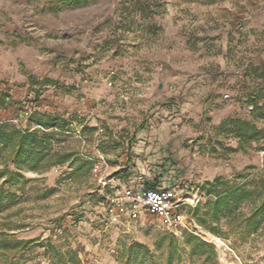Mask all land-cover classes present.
I'll list each match as a JSON object with an SVG mask.
<instances>
[{"label": "rangeland", "instance_id": "obj_1", "mask_svg": "<svg viewBox=\"0 0 264 264\" xmlns=\"http://www.w3.org/2000/svg\"><path fill=\"white\" fill-rule=\"evenodd\" d=\"M83 1L0 0V124L49 134L50 152L91 163L0 180V264H202L183 232L214 248L204 264H264V214L255 231L222 220L214 234L193 217L184 231L154 217L115 223L105 210L125 201L115 185L206 192L221 178L261 193L264 140L241 148L219 126L264 131V0ZM42 116L54 126H38ZM263 200L240 210L249 217Z\"/></svg>", "mask_w": 264, "mask_h": 264}, {"label": "trees", "instance_id": "obj_2", "mask_svg": "<svg viewBox=\"0 0 264 264\" xmlns=\"http://www.w3.org/2000/svg\"><path fill=\"white\" fill-rule=\"evenodd\" d=\"M64 1L68 5H78L84 2L83 0ZM36 122L44 130L54 126V124L49 123V118L46 116L40 117ZM219 129L229 130L233 137L238 139V144L241 148L247 143H258L264 140V131L257 130L254 125L240 119L229 118L220 124ZM39 133L38 130L22 131L14 126L9 127L0 124V167H3L0 169V180H3L2 185L24 184L26 180L21 177L20 172L42 174L53 166L69 162L76 166L73 171L82 168L90 169L91 163L81 161L73 153L50 152V139L53 137L46 133L41 135ZM9 163L13 165L16 172L8 170ZM252 184L250 181L240 186L229 187L223 179H215L207 185L206 190L207 194L213 193L214 198L207 200V202L199 205L194 210H190L196 224L214 234H221L220 224L222 220L227 222L230 229L255 231L264 214V200L259 206L254 207L249 217H245L240 210L242 202L252 200L253 197H260L264 193V185L261 193H258L256 186L251 188ZM159 185L151 184L148 186L154 188ZM4 193L5 191L0 188V209L4 206ZM244 221L245 223L243 224L242 222ZM182 238L183 245L189 248V257L191 259L198 258L204 264L206 261L215 258L214 248L200 238L185 232H183ZM168 240L172 244L175 238L168 235ZM17 244H22V242L18 241ZM174 255H176V246L171 245L169 262L174 258Z\"/></svg>", "mask_w": 264, "mask_h": 264}, {"label": "built area", "instance_id": "obj_3", "mask_svg": "<svg viewBox=\"0 0 264 264\" xmlns=\"http://www.w3.org/2000/svg\"><path fill=\"white\" fill-rule=\"evenodd\" d=\"M102 165L98 162L92 166V173L100 177L98 182L104 187L108 185L101 176ZM122 195L124 202L112 199L106 206V215L109 220L123 224L139 219L154 217L161 221L167 229L178 228L184 231H191L197 226L193 223L191 214L184 212L185 208L194 210L209 199L201 188L181 189L175 185L165 184L157 187H149L146 184L137 186L115 185L110 187Z\"/></svg>", "mask_w": 264, "mask_h": 264}]
</instances>
